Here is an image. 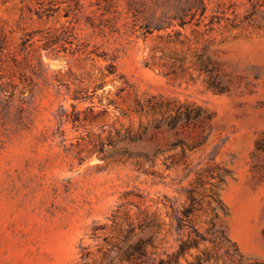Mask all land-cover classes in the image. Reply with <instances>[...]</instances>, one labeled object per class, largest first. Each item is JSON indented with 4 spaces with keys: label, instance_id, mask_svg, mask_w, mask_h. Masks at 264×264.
<instances>
[{
    "label": "rangeland",
    "instance_id": "rangeland-1",
    "mask_svg": "<svg viewBox=\"0 0 264 264\" xmlns=\"http://www.w3.org/2000/svg\"><path fill=\"white\" fill-rule=\"evenodd\" d=\"M0 45V264H167L190 199L170 264H264V0H0Z\"/></svg>",
    "mask_w": 264,
    "mask_h": 264
},
{
    "label": "trees",
    "instance_id": "trees-1",
    "mask_svg": "<svg viewBox=\"0 0 264 264\" xmlns=\"http://www.w3.org/2000/svg\"><path fill=\"white\" fill-rule=\"evenodd\" d=\"M2 50V47L0 45V52ZM1 62V60H0ZM195 118L196 115H193ZM191 118V114L186 112L185 113V119L188 120ZM122 154H127L128 156H132L131 153H128L126 150L122 151ZM138 154H134L133 157H138ZM195 201L194 199H190V204L183 208L180 211V216L177 218V227L178 229H181L182 227H187L189 229V235L186 241L180 242L176 252L167 259V264H170L173 260H175L178 256L182 255L185 251L190 249L191 247H196L199 241L205 240L203 235L198 233L196 229L192 226L189 217L194 213L195 207H194ZM215 233L220 234V239L224 242L226 241V238L224 237V234L219 231H215ZM149 240H139L135 245L129 246L127 249L123 252V257L125 260H130L131 258H134V264H165L163 260H159L158 262H155L153 259L147 257L146 253L143 252V245L148 243ZM231 253L232 255H236V249H228L225 251V254ZM136 255V256H135ZM199 264V261L198 263Z\"/></svg>",
    "mask_w": 264,
    "mask_h": 264
}]
</instances>
